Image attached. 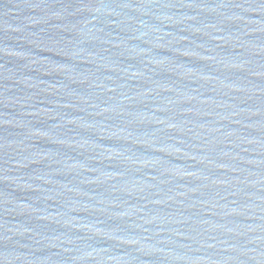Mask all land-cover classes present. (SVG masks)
<instances>
[{"label": "water", "instance_id": "water-1", "mask_svg": "<svg viewBox=\"0 0 264 264\" xmlns=\"http://www.w3.org/2000/svg\"><path fill=\"white\" fill-rule=\"evenodd\" d=\"M0 264H264V0H0Z\"/></svg>", "mask_w": 264, "mask_h": 264}]
</instances>
